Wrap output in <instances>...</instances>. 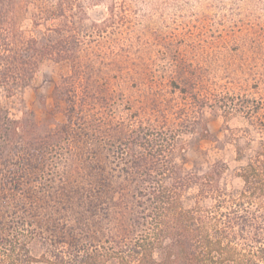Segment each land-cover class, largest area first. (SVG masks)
Masks as SVG:
<instances>
[{"label":"trees","instance_id":"16d2710c","mask_svg":"<svg viewBox=\"0 0 264 264\" xmlns=\"http://www.w3.org/2000/svg\"><path fill=\"white\" fill-rule=\"evenodd\" d=\"M85 11L82 0H0V94L26 88L45 59L70 66L55 88L64 103L62 124H40L31 113L13 119L0 103V264H264V71L251 85L257 98L246 85L208 80L176 60L167 81L119 69L113 92L110 81L99 83L101 51L91 46L104 24L85 30ZM131 88L137 97L125 93ZM204 107L225 117L241 113L259 130L257 147L236 172L239 191L220 185L227 169L221 161L202 174L176 161L185 159L182 135L209 137ZM82 136L110 143L113 168L89 163L88 189L71 197L75 209H62L83 216L81 203L86 215L101 204L102 215L93 222L85 216L89 235L76 233L82 231L76 224L44 228L51 235L35 256L30 244L43 229L40 216L49 213L43 198L51 194L52 159L77 160ZM241 155L237 148L236 159ZM69 167L71 175L81 173L74 162ZM191 188L195 200L185 207Z\"/></svg>","mask_w":264,"mask_h":264},{"label":"rangeland","instance_id":"374dc122","mask_svg":"<svg viewBox=\"0 0 264 264\" xmlns=\"http://www.w3.org/2000/svg\"><path fill=\"white\" fill-rule=\"evenodd\" d=\"M82 4L86 9L82 24L85 30L90 32L92 23L104 24L102 35L96 36L97 42L91 46L98 54V50L101 51L99 83L110 81L111 91H118L117 80L112 77L119 69L148 81H167L170 66L176 60L188 63L208 80L228 77L232 82L246 85L249 96L257 98L258 90L251 85L264 71V0H82ZM27 24L25 22L24 26ZM69 74V64L45 59L38 64L26 88L8 98L0 94V103L13 119L31 113L40 124L52 127L62 124L66 121L64 103L57 98L55 88ZM139 86H142L141 90L145 89V84ZM125 93L137 97L132 88L125 89ZM201 119L210 135L207 138L199 137L197 132L182 135L185 159L182 163L177 157L178 165L185 172L202 174L221 161L227 169L221 176L220 185L228 191H239L242 181L236 177V172L257 147L259 130L238 112L225 117L219 109L204 107ZM79 141L75 142L78 161L72 160L81 169L79 175L70 174L72 163L68 158L59 159L55 155L52 159L53 175L51 181L46 182L51 194L49 198H43L47 204H43L44 209L49 213L40 216L43 229L36 231L30 244L35 256L40 254L39 244L51 235L52 227L57 231L64 223L76 224L82 229H76V233L89 235L90 230L83 227L85 216L93 222L102 215L98 212L101 204L91 208V214L86 215L81 203L79 211L83 216L71 217L69 209H62L63 206L75 209L70 205L71 197H78L88 189L86 176L92 172L89 163L113 168L109 142L93 143L83 136ZM237 148H241L240 160L236 159ZM94 172L97 174L98 170ZM115 180L111 178V181ZM194 200V188L183 194L185 207L192 206ZM122 202L126 203V199Z\"/></svg>","mask_w":264,"mask_h":264}]
</instances>
